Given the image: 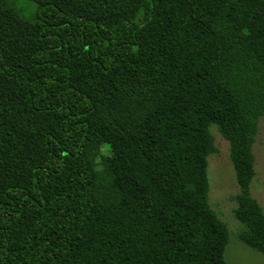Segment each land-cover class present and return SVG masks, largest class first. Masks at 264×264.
I'll return each mask as SVG.
<instances>
[{
  "label": "trees",
  "instance_id": "16d2710c",
  "mask_svg": "<svg viewBox=\"0 0 264 264\" xmlns=\"http://www.w3.org/2000/svg\"><path fill=\"white\" fill-rule=\"evenodd\" d=\"M262 117L264 0H0V264H228L213 126L264 254Z\"/></svg>",
  "mask_w": 264,
  "mask_h": 264
},
{
  "label": "rangeland",
  "instance_id": "374dc122",
  "mask_svg": "<svg viewBox=\"0 0 264 264\" xmlns=\"http://www.w3.org/2000/svg\"><path fill=\"white\" fill-rule=\"evenodd\" d=\"M211 133L215 139L217 153L210 155L208 160L209 204L230 231L225 259L228 264H264V254L248 247L238 238L243 225L234 216V210L237 208L235 196L239 192V185L229 158L230 146L217 127L213 126ZM254 154L256 175L251 184V194L264 212V117L259 121Z\"/></svg>",
  "mask_w": 264,
  "mask_h": 264
}]
</instances>
